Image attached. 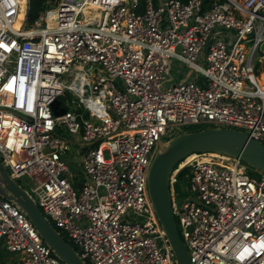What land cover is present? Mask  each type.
I'll return each mask as SVG.
<instances>
[{
    "label": "built area",
    "instance_id": "built-area-1",
    "mask_svg": "<svg viewBox=\"0 0 264 264\" xmlns=\"http://www.w3.org/2000/svg\"><path fill=\"white\" fill-rule=\"evenodd\" d=\"M155 1L49 0L27 23L29 0H0V160L16 182L29 178L36 204L85 264H176L147 189L172 128H234L264 145V83L255 68L264 0ZM217 27L225 40L212 36ZM171 58L203 80L165 87ZM61 97H72L74 109ZM62 131L92 145L76 147L87 176L78 191L63 153L79 142ZM214 155L184 158L169 175L190 263L264 264V173L255 178L239 157ZM182 179L194 198L178 206ZM128 209L145 218L126 221ZM0 242L17 264H66L2 195Z\"/></svg>",
    "mask_w": 264,
    "mask_h": 264
},
{
    "label": "water",
    "instance_id": "water-1",
    "mask_svg": "<svg viewBox=\"0 0 264 264\" xmlns=\"http://www.w3.org/2000/svg\"><path fill=\"white\" fill-rule=\"evenodd\" d=\"M55 115L64 110L52 103ZM214 153L239 157L264 173V145L241 130L227 127L185 131L165 143H159L147 175V189L153 209L171 246L176 264H191L186 246L178 232L169 192L173 166L191 154ZM0 195L15 203L29 218L42 240L66 264H85L74 247L48 221L33 198L10 177L0 160Z\"/></svg>",
    "mask_w": 264,
    "mask_h": 264
},
{
    "label": "rangeland",
    "instance_id": "rangeland-1",
    "mask_svg": "<svg viewBox=\"0 0 264 264\" xmlns=\"http://www.w3.org/2000/svg\"><path fill=\"white\" fill-rule=\"evenodd\" d=\"M154 3L156 4L155 0H154ZM228 32H230L233 35L236 34V31H234V30H229ZM224 34H226V30H222L221 28L217 27L213 30L212 36H214L215 40H218V39L225 40L226 37L224 36ZM169 61H170V75L169 76H170L171 81L167 82L165 84V87L168 85H173L177 82H180V81L184 80L187 76L190 77V79L194 80L195 83H199L201 80H203L204 77L201 73H199L197 71L190 70V68L185 63H183L181 61L174 60L173 58H171ZM199 63L203 67H206L205 61L200 60ZM256 63H259L258 76L260 78V81H262L264 83V42L261 45L259 52L256 55ZM115 84L120 89H122L124 83L122 80L116 79ZM71 99H72V97H69L68 99H66L65 97H61L63 106L68 110L74 109V107L69 102ZM217 127H220V126H213V125L212 126H206L205 125V128H217ZM60 129H61V126H58L57 131H59ZM183 131L185 132L187 130L186 129L182 130L180 128L179 129L172 128V130H169L167 132V134L161 138V142L165 143ZM62 134H64L68 138H74V136H75V141L79 142L77 144L76 143L72 144L71 150L63 153L64 159H66V164L68 166V171L71 173V176L68 177V179L72 183L73 187H75L76 191H78L80 184L83 181H85L87 178V176L85 175V172L80 167L81 155H80V151L78 149L83 148V147H91L92 145L84 144V143L80 144V142H82V141L76 135H72V134H69V133L63 132V131H62ZM206 154H208V153H206ZM194 159H206L207 161H212V160H217V156L216 157L200 156V157H196ZM243 163L245 164L247 171L250 173L251 176L258 178L261 175V173H262L261 171H259L255 167H253V166H251L245 162H243ZM7 171H8V169H7ZM17 183H19V185H21L25 189V191H27L29 193V195L33 198V200L36 202L35 196L30 191L31 182H30L29 178L24 176L21 179H18ZM193 196H194L193 193L190 192L188 189V181L185 179H182L176 187V202H177L178 206H181L184 202H186L188 200H192L194 198ZM123 217H124V219H126V221H131V220L141 221L145 218V217L140 218L132 209H128L127 212L123 215ZM62 234H63V232H62ZM156 243L158 246L162 245L161 240H156ZM12 254L15 256L14 253H12ZM12 254H11V256H13Z\"/></svg>",
    "mask_w": 264,
    "mask_h": 264
},
{
    "label": "trees",
    "instance_id": "trees-1",
    "mask_svg": "<svg viewBox=\"0 0 264 264\" xmlns=\"http://www.w3.org/2000/svg\"><path fill=\"white\" fill-rule=\"evenodd\" d=\"M48 1L49 0H29V9H28V13H27V23H32L37 16L39 15V13L41 11H43L47 5H48ZM181 1H186V0H181ZM211 0H203V4L204 6H207L210 3ZM256 73H259V63H256ZM205 128V125H195V126H190L187 127L186 130L187 131H195V130H200ZM200 156H211V157H216V155L214 154H200V155H192L190 157H188L186 160L189 161L191 159H194L196 157H200ZM62 235V237L68 242V239L66 238V236L62 233H60ZM72 245V244H71ZM12 253H10L9 251H7L4 246L2 245V243L0 242V264H17V260H16V256H11Z\"/></svg>",
    "mask_w": 264,
    "mask_h": 264
},
{
    "label": "bare ground",
    "instance_id": "bare-ground-1",
    "mask_svg": "<svg viewBox=\"0 0 264 264\" xmlns=\"http://www.w3.org/2000/svg\"><path fill=\"white\" fill-rule=\"evenodd\" d=\"M192 155H195V154L193 153V154L187 156L186 159H187L188 157L192 156ZM196 160H198V161H207L206 159H196Z\"/></svg>",
    "mask_w": 264,
    "mask_h": 264
}]
</instances>
